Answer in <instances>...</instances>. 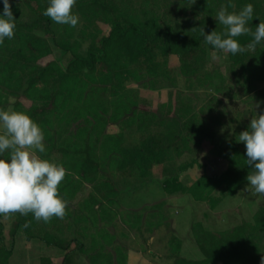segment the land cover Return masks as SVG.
<instances>
[{"label":"trees","instance_id":"obj_1","mask_svg":"<svg viewBox=\"0 0 264 264\" xmlns=\"http://www.w3.org/2000/svg\"><path fill=\"white\" fill-rule=\"evenodd\" d=\"M10 2L16 28L14 37L0 44V110L13 100L12 111H24L39 124L46 150L38 155L61 157L66 176L59 189L67 204L86 185L91 189L78 203L79 213L70 217L79 224L74 237L62 235L60 221L36 220L31 212H16L8 227L0 217V264H10L20 234L62 253V264L77 252L88 254L91 264H129V251L98 228L100 220L124 194L139 193L153 182L163 195L184 189L181 175L194 168L206 170L197 156L207 141L226 168L220 174L205 173L186 187L193 201L216 208L248 184L252 166L238 140L256 116L252 105L262 98L256 86L264 82V41L254 51L246 46L253 41L255 26L264 21V0H76L73 9L83 21L82 41L67 25L43 14L49 0ZM248 3L254 8L250 31L236 38L244 50L233 55L206 43L202 30H226L214 18L222 6L239 12ZM53 47L65 53L66 64L41 63ZM210 52L227 55L228 76L216 64L207 70ZM171 56L178 58V68L170 67ZM134 82L166 92V100L156 110L144 107L129 87ZM240 101L250 105L248 120L239 110ZM231 115L233 120L237 115L238 126L224 139ZM111 125L117 126L116 134L107 133ZM158 168L159 182L154 181ZM130 219L125 223L143 238L170 224L163 202L149 214L131 213ZM190 231L202 258L183 257L182 239L171 235L170 264H260L264 202L231 230L215 233L196 221ZM42 264L53 262L43 258Z\"/></svg>","mask_w":264,"mask_h":264},{"label":"rangeland","instance_id":"obj_2","mask_svg":"<svg viewBox=\"0 0 264 264\" xmlns=\"http://www.w3.org/2000/svg\"><path fill=\"white\" fill-rule=\"evenodd\" d=\"M78 16V23L75 27L67 25V29L72 33L79 41L81 30L83 28V21L79 14L73 9ZM64 28V27H63ZM83 49L86 50L87 42L83 43ZM68 57L65 53L53 47V54L43 60V65L51 62L58 61L66 64ZM170 67L178 68L179 60L175 56L170 58ZM215 64L218 71L223 75L228 76V58L225 53L210 52L207 63V70L212 71L215 69ZM143 82H134L129 87L136 90L140 96V100L144 107H149L156 110L158 105L164 102L167 98L166 92L153 91ZM264 82H259L256 86V94H261V101L255 102L253 111L255 115L264 114ZM14 101L11 100L5 104L1 110L12 111ZM249 103L239 102V110L244 113L245 120L250 119V115L247 112ZM235 117L230 116L227 121V125L224 129V139H229L232 131L238 126L237 115ZM4 131L3 127H0V133ZM74 130H72L73 132ZM118 128L115 125L109 126L107 133L116 134ZM215 147L210 141L203 144V147L198 154V159L206 165V170L194 168L184 173L180 177L181 186L185 189L192 185L203 174L215 175L220 174L226 168V164L215 157ZM38 154V153H37ZM51 161L56 163L61 162V157H51ZM161 180V169L158 168L154 181L159 182ZM147 189L142 190L139 193L124 194L117 206L111 207L109 215L106 219H101L98 228H104L107 232L114 236L115 244L122 245L129 251L130 263L129 264H170L168 256V240L171 235L178 236L183 241V249L181 255L187 259L200 260L202 258L201 253L195 245V241L191 234V224L196 221H201L205 229L212 232H223L231 230L236 226H239L243 219L252 217L257 211L260 204L264 202V194L255 193L251 186L243 187L235 197L226 198L218 207L210 208L206 204H198L186 193L184 189L179 191L165 192L164 195L160 192L156 184L153 182ZM91 186L86 185V190L79 197H77L72 203H68L70 211L62 218L53 216L52 222H61L62 235L65 238L74 237L79 232V225L74 222L73 218H70L79 213L78 203L88 196ZM159 202L164 203V208L168 212L170 217L169 228H161L154 231L153 234H146L145 237H140V234L130 228L125 221H131V213H142L144 215L151 212V208ZM67 208V207H66ZM17 216L16 212L9 214H0V217L8 227L10 222ZM90 226L89 224H87ZM91 227V226H90ZM143 238V239H142ZM145 241H147L145 243ZM85 242L89 244L90 240L85 239ZM10 241L8 240V246L10 247ZM147 249H150L148 251ZM111 251L110 249H108ZM64 255L56 250L48 249L43 244L26 240L24 235L20 234L15 245L13 257L10 260V264H42V259H50L53 264H62ZM66 264H91L88 254L74 253L66 259Z\"/></svg>","mask_w":264,"mask_h":264},{"label":"clouds","instance_id":"obj_3","mask_svg":"<svg viewBox=\"0 0 264 264\" xmlns=\"http://www.w3.org/2000/svg\"><path fill=\"white\" fill-rule=\"evenodd\" d=\"M76 0H49L44 15L58 24L75 27L78 16L73 11ZM254 8L246 4L239 12H228L222 6L214 18L225 26L223 33L215 30L205 33L206 43L214 49L235 55L244 50L236 39L248 33V22L253 19ZM16 28L10 0H3L0 11V44L12 39ZM264 41V21L255 26L253 41L246 47L254 51ZM0 214L31 212L36 220L48 222L53 216L65 215L67 200L60 195L59 185L66 176L62 163L42 158L45 152L44 134L37 122L24 111L0 110ZM239 142L245 145L247 165L252 171L246 177L255 193L264 194V114L251 120L248 129L239 134ZM8 153L5 155V153ZM260 264H264V256Z\"/></svg>","mask_w":264,"mask_h":264}]
</instances>
